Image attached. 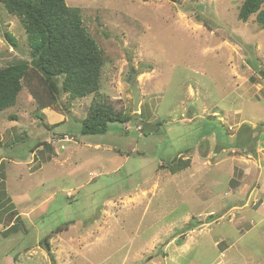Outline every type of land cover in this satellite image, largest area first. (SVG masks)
Wrapping results in <instances>:
<instances>
[{
  "label": "rangeland",
  "instance_id": "374dc122",
  "mask_svg": "<svg viewBox=\"0 0 264 264\" xmlns=\"http://www.w3.org/2000/svg\"><path fill=\"white\" fill-rule=\"evenodd\" d=\"M242 2L65 0L102 53L98 87L38 110L23 85L0 111V264H264V28ZM30 59L0 3V66ZM95 103L131 121L82 134ZM244 126L255 155L219 138Z\"/></svg>",
  "mask_w": 264,
  "mask_h": 264
},
{
  "label": "trees",
  "instance_id": "16d2710c",
  "mask_svg": "<svg viewBox=\"0 0 264 264\" xmlns=\"http://www.w3.org/2000/svg\"><path fill=\"white\" fill-rule=\"evenodd\" d=\"M262 1L243 0L239 18L246 20L257 12V22L264 28V9H260ZM0 3L7 12L19 18L31 56L30 61L20 60L0 66V111L15 104L23 85L28 87L38 110L55 104L60 91L77 98L97 90L102 53L84 27L78 8L69 7L65 0H0ZM6 39L16 45V39L8 32ZM32 76L41 84V90L32 86ZM58 78L61 79L60 86ZM11 116V119L15 118V115ZM37 117L42 119L44 116L37 113ZM131 118L108 104H91L82 119L80 131L82 134H103L108 123L124 124ZM243 128L246 131L240 129L232 141L224 138V130L219 138L227 147H239L255 155L257 135L252 136L254 128ZM39 144L37 142L35 147ZM57 228L59 230L60 226ZM49 236L43 239L46 244Z\"/></svg>",
  "mask_w": 264,
  "mask_h": 264
},
{
  "label": "water",
  "instance_id": "95a60500",
  "mask_svg": "<svg viewBox=\"0 0 264 264\" xmlns=\"http://www.w3.org/2000/svg\"><path fill=\"white\" fill-rule=\"evenodd\" d=\"M128 84H129V89L132 95L133 109L134 111H137L139 108L140 92L137 87V79H136L135 72H131L129 76Z\"/></svg>",
  "mask_w": 264,
  "mask_h": 264
}]
</instances>
